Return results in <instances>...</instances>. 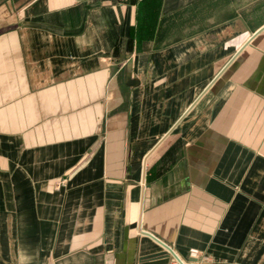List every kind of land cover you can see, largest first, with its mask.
Segmentation results:
<instances>
[{"label": "crops", "instance_id": "1", "mask_svg": "<svg viewBox=\"0 0 264 264\" xmlns=\"http://www.w3.org/2000/svg\"><path fill=\"white\" fill-rule=\"evenodd\" d=\"M141 1L0 0V264H264V0Z\"/></svg>", "mask_w": 264, "mask_h": 264}, {"label": "trees", "instance_id": "2", "mask_svg": "<svg viewBox=\"0 0 264 264\" xmlns=\"http://www.w3.org/2000/svg\"><path fill=\"white\" fill-rule=\"evenodd\" d=\"M156 3L155 0H142L141 1V10H143L142 15H141V19H140V26H142V28H140V32L139 34H143L146 30V26L151 27L153 25V23L155 22V6H153ZM147 10V12H146Z\"/></svg>", "mask_w": 264, "mask_h": 264}, {"label": "bare ground", "instance_id": "3", "mask_svg": "<svg viewBox=\"0 0 264 264\" xmlns=\"http://www.w3.org/2000/svg\"><path fill=\"white\" fill-rule=\"evenodd\" d=\"M174 261L176 262V264H186V263H182L181 261H179L178 259H174Z\"/></svg>", "mask_w": 264, "mask_h": 264}, {"label": "built area", "instance_id": "4", "mask_svg": "<svg viewBox=\"0 0 264 264\" xmlns=\"http://www.w3.org/2000/svg\"><path fill=\"white\" fill-rule=\"evenodd\" d=\"M170 264H176V262L173 260V261H171ZM188 264H193V263H188Z\"/></svg>", "mask_w": 264, "mask_h": 264}]
</instances>
